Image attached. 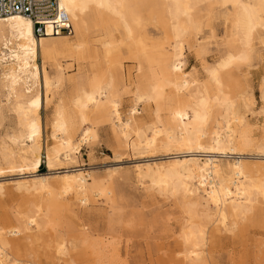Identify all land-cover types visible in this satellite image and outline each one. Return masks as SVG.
<instances>
[{
    "label": "bare ground",
    "instance_id": "bare-ground-1",
    "mask_svg": "<svg viewBox=\"0 0 264 264\" xmlns=\"http://www.w3.org/2000/svg\"><path fill=\"white\" fill-rule=\"evenodd\" d=\"M59 5L69 35L54 36L47 25L36 38L30 19H0V129L9 119L15 125L0 132V178H14L0 179V208L10 192L29 196L11 214L0 212V264H112L107 246L89 239L80 219L76 236L58 226L99 201L112 210L109 224H120L114 179L160 196L165 215L170 201L178 209L177 238L163 246L169 261L218 264L221 241L264 226V78L259 138L248 120L254 101L241 83L250 68L264 65V0ZM186 52L201 65L213 54L203 80L184 71ZM125 62L134 64V77ZM61 91L42 145L40 111ZM144 108L149 121L141 118ZM101 125L113 149L162 159L114 169L99 181L74 164L83 147L98 143ZM42 152L45 173L38 171Z\"/></svg>",
    "mask_w": 264,
    "mask_h": 264
},
{
    "label": "rangeland",
    "instance_id": "rangeland-1",
    "mask_svg": "<svg viewBox=\"0 0 264 264\" xmlns=\"http://www.w3.org/2000/svg\"><path fill=\"white\" fill-rule=\"evenodd\" d=\"M185 55L184 71L203 80L205 76L203 67L212 63L211 58L213 54H209L206 57L207 63L204 65H201V60L196 58L193 52H186ZM37 63L41 66L39 58ZM124 66L126 72L131 77L136 75L137 72L133 63L125 62ZM68 74L72 77L78 75L74 68H71ZM263 78L264 65L262 64L258 67L250 68L245 78H241V83L249 86V91L254 101L251 109L255 115L248 117V120L250 124L257 123L258 131L255 128V132L259 133L258 138L263 124L262 118L256 116L261 111L262 106L258 93V85ZM63 93L64 91H61L60 94L52 99L49 107L42 108L40 111L42 119V145H45L46 142L49 143L52 107L56 99L62 96ZM121 98L123 106L128 105L129 97L123 95ZM149 114L150 109L144 108L141 118L149 121L150 119H147ZM14 126L12 119L6 120L4 126L0 129L1 134L9 133ZM98 133L100 135L98 143L91 150L83 147L80 157L74 165L85 172L92 173L99 181L101 180L106 183L109 180L106 174L114 169L132 168L138 164L162 159L159 155H133L127 151L113 149L110 146L113 143L108 141L109 132L106 125L98 127ZM195 156L204 158L208 155L200 153ZM40 166L43 169L39 168V173H45L46 166L43 152ZM12 178V176H5L0 179L10 181ZM114 180L116 183V208L121 213L122 219L120 224H115L114 226L109 224L108 220L113 217L112 210L102 201H99V203L93 204L87 210L77 211L76 214L78 216L76 219H65L67 225L66 223L60 224L58 231L61 234L76 236L79 234L77 223H83L87 226L86 230L89 239L96 240V242H101L102 245L107 246L103 250L106 257L111 259L112 264H174L169 261L168 252H166V248H163V246L168 243L172 244L173 240L177 238V230L174 228L175 221L173 220L179 221L178 209L170 201L172 206L171 208L168 207V209L171 216L165 215L162 211L163 209H158L159 202H161L160 196L156 194L145 196L141 189L133 184L132 180L121 179L117 182L116 179ZM27 200H29V196L10 192L3 197L4 202L2 203L0 212L11 214ZM132 217L137 219H134L132 222ZM78 219H80V222H78ZM244 234L243 238L237 237L232 241L227 239L221 241L220 246L217 248L218 251L214 255V262L218 264H264V251H261L264 250V246L262 245L264 242V226L250 227L245 230Z\"/></svg>",
    "mask_w": 264,
    "mask_h": 264
},
{
    "label": "built area",
    "instance_id": "built-area-1",
    "mask_svg": "<svg viewBox=\"0 0 264 264\" xmlns=\"http://www.w3.org/2000/svg\"><path fill=\"white\" fill-rule=\"evenodd\" d=\"M13 16L30 19L36 38L44 35L47 25L54 36L69 35L71 31L70 21L61 10L59 0H0V19Z\"/></svg>",
    "mask_w": 264,
    "mask_h": 264
},
{
    "label": "trees",
    "instance_id": "trees-1",
    "mask_svg": "<svg viewBox=\"0 0 264 264\" xmlns=\"http://www.w3.org/2000/svg\"><path fill=\"white\" fill-rule=\"evenodd\" d=\"M40 168H41V169H43V167H42V166H40Z\"/></svg>",
    "mask_w": 264,
    "mask_h": 264
}]
</instances>
